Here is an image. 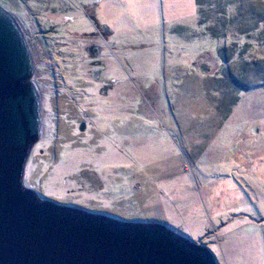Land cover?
<instances>
[{
    "label": "rangeland",
    "instance_id": "1",
    "mask_svg": "<svg viewBox=\"0 0 264 264\" xmlns=\"http://www.w3.org/2000/svg\"><path fill=\"white\" fill-rule=\"evenodd\" d=\"M0 7L25 34L41 97L27 189L164 225L219 264H264V0Z\"/></svg>",
    "mask_w": 264,
    "mask_h": 264
},
{
    "label": "water",
    "instance_id": "2",
    "mask_svg": "<svg viewBox=\"0 0 264 264\" xmlns=\"http://www.w3.org/2000/svg\"><path fill=\"white\" fill-rule=\"evenodd\" d=\"M34 62L0 7V264H219L164 225L123 221L42 200L24 182L42 131Z\"/></svg>",
    "mask_w": 264,
    "mask_h": 264
},
{
    "label": "trees",
    "instance_id": "3",
    "mask_svg": "<svg viewBox=\"0 0 264 264\" xmlns=\"http://www.w3.org/2000/svg\"><path fill=\"white\" fill-rule=\"evenodd\" d=\"M259 19H258V21L260 22V23H262V24H260V26L258 25V32L260 33V36L263 38V36H264V13L260 16V17H258ZM263 27V28H260V27ZM214 35V34H213ZM217 36V35H216ZM193 66H195L196 68H197V70H200L201 72H207V73H209V75H210V71H211V69L210 68H207V66L208 65H206V66H202L204 69H201L200 67H198L199 65H196V63H194V65ZM203 70V71H202Z\"/></svg>",
    "mask_w": 264,
    "mask_h": 264
}]
</instances>
